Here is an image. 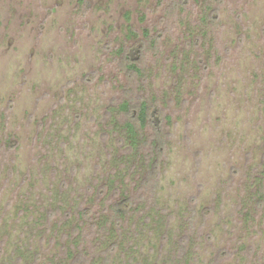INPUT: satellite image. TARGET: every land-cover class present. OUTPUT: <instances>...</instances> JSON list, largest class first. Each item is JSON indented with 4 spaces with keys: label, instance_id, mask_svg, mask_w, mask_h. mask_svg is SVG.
Masks as SVG:
<instances>
[{
    "label": "rangeland",
    "instance_id": "1",
    "mask_svg": "<svg viewBox=\"0 0 264 264\" xmlns=\"http://www.w3.org/2000/svg\"><path fill=\"white\" fill-rule=\"evenodd\" d=\"M140 100L166 134L147 187ZM78 254L264 264V0H0V264Z\"/></svg>",
    "mask_w": 264,
    "mask_h": 264
},
{
    "label": "trees",
    "instance_id": "2",
    "mask_svg": "<svg viewBox=\"0 0 264 264\" xmlns=\"http://www.w3.org/2000/svg\"><path fill=\"white\" fill-rule=\"evenodd\" d=\"M215 21V19H213ZM132 34H135L131 31ZM147 30L143 31V36L147 37ZM141 49L132 51L124 58L125 69L131 76L140 75L142 62ZM121 109L126 117L123 122L122 131L125 139L129 143V147L133 149H142L144 157L149 158L154 155L155 160L148 166L146 177L142 180V186L147 187L150 183H156L158 179V160L163 156L165 150L166 134L163 131L162 122L163 113L159 108L150 106L146 101L140 100L136 106H131L129 102L121 104ZM168 119V117H166ZM146 128H150L151 137L143 140V132ZM147 146V147H146ZM146 147V148H145ZM137 149V150H138ZM132 205V200L125 199L117 203L111 204L109 207L112 218L122 219ZM88 212V210H87ZM76 231L81 228L79 225L75 227ZM82 255L78 254L76 264H85Z\"/></svg>",
    "mask_w": 264,
    "mask_h": 264
}]
</instances>
